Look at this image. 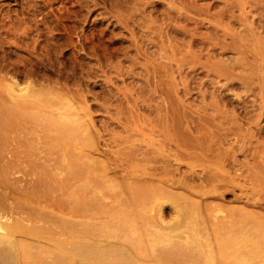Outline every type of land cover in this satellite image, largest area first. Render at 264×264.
<instances>
[{"label": "rangeland", "instance_id": "obj_1", "mask_svg": "<svg viewBox=\"0 0 264 264\" xmlns=\"http://www.w3.org/2000/svg\"><path fill=\"white\" fill-rule=\"evenodd\" d=\"M0 95L38 97L29 110L38 120L51 118L53 110L63 114L53 122L80 124L84 132L65 137L60 123L45 126L49 132L40 125L30 135L28 155L38 175L51 177L53 194L35 203L19 194L9 199L12 215L3 222L36 231L16 233L25 249L4 245L0 264H59L57 255L70 251L72 232L94 223L68 214L59 186L73 155L105 171L119 164L126 173L162 175L181 185L165 187L181 197L177 201L160 193L161 209H140L147 234L169 231L167 221L174 224L182 215L184 249L203 255L194 234L214 249L209 262L185 259L188 264L218 258L214 230L221 223H227V264H264V0H0ZM194 126L215 144L220 162L188 157ZM159 130L172 135L163 145ZM118 170L103 173L99 199L103 210L123 219L124 211H134L123 205L130 202L126 185L133 180ZM210 172H225L227 179L213 187L206 179ZM193 204L196 216H187ZM33 210L32 221L27 213ZM136 221L133 215L123 224L135 230ZM145 235L137 229L129 236ZM148 241L138 264H167L157 260L164 242Z\"/></svg>", "mask_w": 264, "mask_h": 264}, {"label": "bare ground", "instance_id": "obj_2", "mask_svg": "<svg viewBox=\"0 0 264 264\" xmlns=\"http://www.w3.org/2000/svg\"><path fill=\"white\" fill-rule=\"evenodd\" d=\"M229 78L230 77L227 76L226 79ZM38 101V97H34V99H27L25 96L16 95L11 97L10 99H5L2 95H0V189L2 193V196L0 197V256L4 255V245L9 244L11 246L14 245L15 247H17V249L18 247L25 249L26 246L18 242V240L16 239V233L22 232L26 235H32L34 233V230L36 231V229L33 230L32 227L27 228L23 226V224H20L18 222L15 224L3 222L4 220H7L10 215H12V211L10 209L12 206L9 202V199L15 194H19L24 195V198L32 203H35L39 202V198H48V196L50 197L53 194L51 177L47 178L38 175L37 172L39 166L35 159L28 155L29 143L32 141L30 135L33 134L35 129L40 125L41 128L43 126V130L45 128L46 130L48 129L47 132H49L51 128L53 129V125H57L60 123L62 125L60 126V128L62 130L64 129V132H62L63 136L66 135L70 138L72 136L78 137L81 134L84 135L83 129L81 128L80 124H65L62 121L53 122V119H59L61 118L60 115H63H55L52 113L53 110L48 111L49 113H51V118L43 116V120H41L42 118L38 120V117L29 111L36 109L35 104ZM63 123L65 125H63ZM175 123L178 124L177 121ZM51 125L52 127L50 129L46 128L50 127ZM178 127L179 124L176 125V128ZM191 130L196 134V139L195 143H192L191 145L194 146V149H192L188 153V157L190 159H195L201 162L207 161L209 163L216 164L224 158L220 155L215 156L213 149V146L215 144H213L212 140H210L209 137L201 132L200 126H194L193 128H191ZM159 131L160 136L162 135V139L159 141V143L160 145H163L164 142L168 141V139L172 137V135H166L164 130ZM47 132L45 133L47 134ZM46 134L43 135L45 136ZM48 137L50 138V135ZM154 143H157V140L151 139V144ZM197 150H200V152H198ZM180 152L181 151H179V154ZM5 155L7 156L8 160H6L7 158L5 159ZM73 156L72 161L64 169L65 173L59 186L60 188H63V190L67 194L65 205L67 206L68 214L72 218L87 219L90 221H94V223H89L82 230L78 229L72 232L71 239L69 241L70 251L68 253H60L57 255L59 264H138L140 260L143 259L141 250L144 249L142 248V245L145 242L146 238L149 240L148 242L151 246H154L157 242H164V244L167 246L163 248V250H161L159 254H157V260H159V263L177 264V262L180 261L181 263L178 264H182V261L184 260L183 264H188L187 262L189 261L195 263V261H199L202 259H205L208 262L210 261L212 253H214V249H210L207 242L202 241L201 238L198 237V234H194L192 240L194 239V241L198 242L202 247L203 255L202 253L200 255L198 252L195 254H190L189 251H186L184 249V244L181 241L184 235L182 231L179 232L180 227L182 226V221H180L182 220V212L181 214H178L181 215V218L180 220L176 219V223L172 224L171 222V224L169 223V225L167 221V224L165 225L169 226V231L155 233L150 232V234H147L145 232L147 230L145 228L147 225V221L145 219V216L143 215L144 213H142V210L140 208L143 206H150L159 207V209H161L163 203L159 202L158 194L160 193H165L166 195L177 201V199L181 197L175 194L168 193L165 187L169 186L171 188H177L181 187V185L175 182L169 183L164 179L162 175L149 174V176H144L142 173L140 176H137L135 172L126 173V167H123V165L119 164H113V166L105 171L102 166H95L93 163L83 160L78 155ZM16 161H19V163L16 164ZM141 161L145 162L146 164H150L153 162V158H142ZM118 168H121V171L125 172V174H120L122 178L132 179L133 182L140 183L139 186H133L135 184L131 181L133 185H126L131 199L130 202L123 203V205L127 204L129 206H133L134 211L133 213H126V211H124L122 213L124 220L117 218L118 215L112 214L110 210H103L99 199V193L103 189L102 178L105 174H107V172L119 174L120 171L118 170ZM191 171L193 174H197L194 170ZM13 175L15 177H13ZM206 179L213 185V187H215L219 183H224L227 178L225 172H210L207 174ZM15 182L25 184L26 187L19 186L17 188H14L13 184ZM113 191H116V188H113ZM85 192H89L90 195L84 196L83 193ZM207 196V193L204 192L199 197L203 199ZM175 207L179 208V205L176 204ZM191 207H193L194 209L192 208V210L190 208L187 211H184L187 216L193 215L192 217H195L196 214L194 210L196 208V205L193 204L191 205ZM178 211H181L180 208L178 209ZM34 212L35 211L33 210L27 213L28 219L32 221L35 219L36 215ZM133 215L137 217L136 223H138L139 225V227L135 230H142L144 234H146L145 236L134 238L129 236L133 234V231L135 232V230L131 228V225L129 226L128 224H125L132 223ZM163 216H161V218L164 222L165 217L163 219ZM103 219L107 220L103 224H101ZM67 224L71 227V229L75 226V223L73 221H68ZM94 230L96 231L95 233ZM214 231L218 245V258L213 256L212 264H227V223H221ZM51 232L53 233V231ZM61 232L62 231H60V233ZM63 238H67V236ZM46 240L47 239H45V241ZM58 244L61 243L58 242ZM91 247H93L94 249L92 250ZM185 259H188L189 261H185Z\"/></svg>", "mask_w": 264, "mask_h": 264}]
</instances>
